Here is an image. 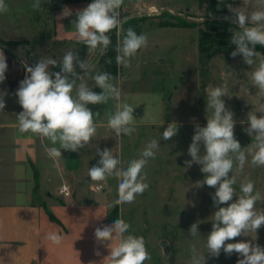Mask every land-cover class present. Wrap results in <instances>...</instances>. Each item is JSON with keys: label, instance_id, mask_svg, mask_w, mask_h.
<instances>
[{"label": "clouds", "instance_id": "1", "mask_svg": "<svg viewBox=\"0 0 264 264\" xmlns=\"http://www.w3.org/2000/svg\"><path fill=\"white\" fill-rule=\"evenodd\" d=\"M123 3L124 0H92L76 12L72 25L89 53L104 55L112 43L109 33L117 30L119 36L127 20L121 18L119 11ZM31 7L34 11L42 10L41 0H33ZM7 11L5 0H0V13ZM229 11L232 15L225 19H231L239 29L232 32L230 43L236 47L231 56H241L249 67L257 65L251 72V80L254 87L264 94V54L256 50L257 45L264 46V0H257V6L251 11L248 10V0H244L242 10L229 8ZM69 15L71 12L64 10L59 19ZM147 45V34H137L129 27L115 46L116 64L129 67L131 59ZM21 64L26 74L15 92L23 109L16 115L18 130L48 140L53 145L47 149L50 158L62 157L61 150L78 152L90 147L98 130L95 118L100 114L93 113L89 105H107L110 100L116 101L115 110L106 115L107 127L114 132L117 141L124 136L131 137L136 131L135 108L126 102L121 103L122 94L117 78L108 72H96L95 63L82 59L77 51L64 52L61 61L41 56L32 66L24 61ZM53 67H59L60 71H52ZM7 68L6 56L0 50V84L6 80ZM86 78L92 81L91 85ZM93 88L102 91L97 93ZM240 91L247 94L249 89L246 84H240ZM7 95L6 91L0 90V111L6 107ZM224 96H228V91L223 85L206 90V110H211V115L206 116V126L194 125V134L187 150L191 159L185 161L186 168L199 165L204 174V178L197 181L194 187L199 189L207 185L214 188L211 199L216 209L209 217L212 227L206 236V252H200L192 244L189 248L190 264H207L206 253L209 257L218 258L221 252L227 256L238 254L237 264H264V246L255 242L257 230L264 226V209L257 208V203L264 200V196L250 179L242 181L237 192L234 174L242 173L249 162L254 167H264V107L258 111L261 113L259 117L257 112L247 114L248 127L244 131L252 142L242 147L234 134V113L226 107L222 99ZM180 126L176 121L168 123L160 134L161 140L175 137ZM159 148V141L152 139L141 150L139 158L128 161L124 167L113 150L96 147L99 160L88 169V177L93 182H99L101 188L103 182L116 178L118 198L115 204L133 203L138 195L149 188L144 169L149 160L155 158ZM199 224L197 221L190 225L191 237L201 236ZM130 227L124 219L118 218L110 225L95 228L96 245L109 249V255L104 257L101 264L104 261L107 264H145L151 259L144 237L131 234ZM250 233L255 234L254 239ZM241 236L252 239L230 242ZM45 239L59 245L63 236L49 233ZM94 254L98 257L102 255L98 247ZM91 264L96 262L92 261Z\"/></svg>", "mask_w": 264, "mask_h": 264}, {"label": "crops", "instance_id": "2", "mask_svg": "<svg viewBox=\"0 0 264 264\" xmlns=\"http://www.w3.org/2000/svg\"><path fill=\"white\" fill-rule=\"evenodd\" d=\"M219 1L227 2L232 9L244 7V0ZM5 2L8 11L0 13L1 36L9 37L3 26L7 22L24 18L26 22L50 20L54 41L78 45L81 42L72 21L76 19V12L92 0H41L40 11H34L32 3L24 7V0ZM200 2L202 0H124L121 9L136 14L156 4L198 18L190 13L198 10ZM256 6L257 0H248L249 11ZM64 10H69L71 15L59 19ZM36 13L42 17L35 18ZM159 15L147 16L138 23V34H147L148 45L137 52L129 67L118 66V75L114 76L121 89V103L135 108L136 131L131 137L124 136L117 141L114 132L107 127L106 113L115 110L116 101L89 105L93 113L100 114L95 118L98 130L90 147L78 152L61 150L62 157L52 159L47 149L53 145L48 140L18 130L16 115L23 110L18 102L15 103L19 108L17 112L14 106L7 105L0 111V264H91L92 261L101 264L109 255L108 248L96 245L94 230L115 221L108 219V214L112 206H116L118 180L109 178L102 188L98 187L99 182L88 177V169L99 160L96 147L113 150L121 159L119 149L125 138L132 143L142 131L148 129L157 133L159 127L170 122L167 117L174 113L173 95L167 97L166 87L155 85L168 75V67L173 62L166 52L178 44L182 46L177 36H184L192 26L161 25L165 17ZM190 42L199 51L198 38ZM188 43L187 40L186 45ZM100 67L98 62L95 71L101 72ZM86 80L92 84L90 79ZM63 185L69 193L61 191ZM258 191L264 196V188ZM257 208L264 209V200L257 203ZM49 233L63 236L62 243L56 245L45 239ZM249 235L255 238L254 233ZM251 237L241 236L230 242L251 240ZM256 237L255 242L264 246V226L257 230ZM97 247L102 253L99 257L94 254ZM227 257L228 264H237L238 254ZM213 261L219 259L213 257Z\"/></svg>", "mask_w": 264, "mask_h": 264}, {"label": "rangeland", "instance_id": "3", "mask_svg": "<svg viewBox=\"0 0 264 264\" xmlns=\"http://www.w3.org/2000/svg\"><path fill=\"white\" fill-rule=\"evenodd\" d=\"M31 3L32 0H24L23 4L24 7H28ZM15 6L13 4V7ZM119 11L121 18L130 14L123 9ZM156 14L161 12L152 6L140 16L146 18ZM169 14L171 17L166 15L161 21L172 18L174 15L170 11ZM190 15H196L198 18L214 16L206 2H200L198 10ZM34 17L42 16L36 13ZM134 24L125 22L119 36L117 30L109 33L112 43L117 44L129 27L135 28ZM3 26L9 37L1 35L0 37L4 40H20V43L10 46L28 59L26 62L18 54L0 48L6 56L8 65L5 73L6 80L0 84V90L8 93L5 103L7 106H14L16 109L14 112L19 109L15 106L18 102L15 92L26 74L21 61L29 66L34 65L41 56L61 61L63 53L68 50L77 51L82 59L90 63L95 62L100 56L97 52L89 53L82 43L75 45L54 41L51 38L52 22L50 20L26 22L24 18L7 22ZM199 28L208 33V38L215 40L210 45L209 52L213 50L216 52L210 59L199 53L197 46L190 42L198 38ZM233 31L236 32L239 29L233 28ZM224 32V28L219 25L200 22L192 25L184 36H177L182 46L178 44L166 52L173 62L168 67V75L155 86L166 87L167 97L173 95V107H170L174 108V113L167 119L181 125L178 134L167 141L161 140L160 134L167 127V123L159 127L157 133L148 129L142 131L132 143L125 138L122 148L119 149L123 166L126 167L128 161L139 158L141 150L152 139H157L160 144L155 158L150 159L144 169L149 183L148 190L138 195L133 203L121 205V208L119 205H113L110 211L113 215H116L118 211V218L130 224L131 234L144 237L146 248L151 256L145 264H190L189 248L192 244H195L200 252H206V236L212 227L209 217L216 210L211 199L215 189L207 185L199 189L195 188V183L202 180L204 174L200 171L199 165L193 164L191 168L185 166V161L191 159L187 150L194 134V125L198 123L200 126H206V116L211 115V110H206V90L209 87L221 85L227 88L228 96L222 99L226 107L234 113L236 120L234 134L242 147H247L252 142L251 137L244 131L248 127L247 114L257 112L259 117L261 113L258 111L264 107V94L254 87L251 80V72L257 65L249 67L239 55L233 58L231 52L236 46L230 43V36L223 35ZM187 40L188 45H186ZM256 50L264 54V48L257 47ZM99 65L102 69L101 61ZM51 70L60 71V68L53 67ZM77 71L79 72V69ZM240 84L247 85L249 89L247 94L240 91ZM8 118L11 119V115ZM234 174L237 180L235 185L237 192H239L240 183L246 179L255 182L256 190L264 188V167H254L249 162L245 164L242 173L234 172ZM197 221L200 223L198 230L201 236L193 238L190 236L189 228ZM162 240L168 242L167 250L162 246ZM205 257L207 264H228V257L223 252L218 257V262L213 261V257H209L207 253Z\"/></svg>", "mask_w": 264, "mask_h": 264}, {"label": "trees", "instance_id": "4", "mask_svg": "<svg viewBox=\"0 0 264 264\" xmlns=\"http://www.w3.org/2000/svg\"><path fill=\"white\" fill-rule=\"evenodd\" d=\"M202 2H206L207 6L210 10H212L214 16L219 17L218 19L215 20H209L207 19L204 22V24L212 23L215 25H219L220 27L224 28V36H232L233 28H237V25L233 23L232 21L228 19H224V17H231V12L228 9V4L227 2L224 1H219V0H202ZM161 15L163 17L170 16L169 11H163L161 12ZM171 17V16H170ZM145 19V17L141 16H136L132 18H127L126 22H132L135 23L133 28L137 34L139 33V26L137 25L141 20ZM200 22H195V21H190L186 19L185 17L179 16L174 14L172 18H167L166 20H163L160 22L161 25H180V26H192L199 24ZM221 35V34H220ZM208 33L201 29L198 37V45H199V53L204 55L207 59H210L216 52V50H213L209 52L210 45L214 43V39L208 38ZM0 43L3 44H18L20 43V40H4L3 38L0 37ZM115 46L116 44H111L109 46L108 51L101 56V64H102V69L101 72H108L112 74L113 76L118 75V65L116 64L115 61ZM258 48H264V46H259L257 45ZM6 50V49H5ZM8 51V50H6ZM116 215L111 214V212L108 214V219L110 220H116L118 219V211L116 212Z\"/></svg>", "mask_w": 264, "mask_h": 264}, {"label": "water", "instance_id": "5", "mask_svg": "<svg viewBox=\"0 0 264 264\" xmlns=\"http://www.w3.org/2000/svg\"><path fill=\"white\" fill-rule=\"evenodd\" d=\"M152 6H155L160 12H163V11H172L174 14L176 15H179V16H182V17H185L186 19L190 20V21H195V22H204L206 21L207 19L209 20H215V19H218L219 17L217 16H213V17H207V18H195V17H191L187 14H181L180 12H178L177 10L173 9L172 7H160L156 4H151L149 6H147L143 12H139V13H136V14H130L128 16H125L123 18H132V17H136V16H140L142 13H145L147 12ZM225 19V17H224ZM230 21H232L231 19H228ZM0 48H3V49H6L8 51H12L16 54H18L21 58H23V60H25L26 62H28V59L24 56H22L20 53H18L17 50H15L12 46L8 45V44H3V43H0ZM101 59V56H99V58L94 62L95 65L100 61ZM83 74V73H81ZM221 206H226V205H221ZM161 244L162 246L164 247L165 250H167L169 248V244L166 240H162L161 241Z\"/></svg>", "mask_w": 264, "mask_h": 264}, {"label": "built area", "instance_id": "6", "mask_svg": "<svg viewBox=\"0 0 264 264\" xmlns=\"http://www.w3.org/2000/svg\"><path fill=\"white\" fill-rule=\"evenodd\" d=\"M99 187V186H98ZM61 191H64L65 193H69L68 189H67V186L66 185H63Z\"/></svg>", "mask_w": 264, "mask_h": 264}]
</instances>
